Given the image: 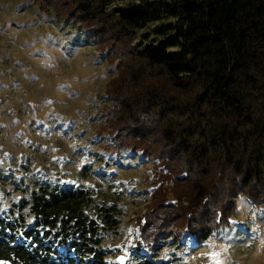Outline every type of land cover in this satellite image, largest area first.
Listing matches in <instances>:
<instances>
[{"label": "trees", "instance_id": "obj_1", "mask_svg": "<svg viewBox=\"0 0 264 264\" xmlns=\"http://www.w3.org/2000/svg\"><path fill=\"white\" fill-rule=\"evenodd\" d=\"M35 2L97 43L116 72L100 128L116 151L152 160L135 264H153L147 251L166 238L207 240L238 196L264 207V0ZM27 204L0 215V264H122L102 249L113 204L48 184Z\"/></svg>", "mask_w": 264, "mask_h": 264}, {"label": "rangeland", "instance_id": "obj_2", "mask_svg": "<svg viewBox=\"0 0 264 264\" xmlns=\"http://www.w3.org/2000/svg\"><path fill=\"white\" fill-rule=\"evenodd\" d=\"M53 12L35 0H0V215H27L40 185L83 187L119 213L116 228L101 233L107 261L135 264L152 160L111 147L100 125L114 66L86 31ZM233 201L229 224L203 241L166 238L147 251L153 264H264V207Z\"/></svg>", "mask_w": 264, "mask_h": 264}, {"label": "snow or ice", "instance_id": "obj_3", "mask_svg": "<svg viewBox=\"0 0 264 264\" xmlns=\"http://www.w3.org/2000/svg\"><path fill=\"white\" fill-rule=\"evenodd\" d=\"M121 260H123V258H121Z\"/></svg>", "mask_w": 264, "mask_h": 264}]
</instances>
